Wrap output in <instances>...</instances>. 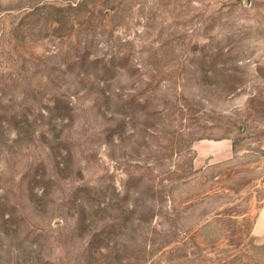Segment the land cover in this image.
<instances>
[{
  "label": "rangeland",
  "instance_id": "rangeland-1",
  "mask_svg": "<svg viewBox=\"0 0 264 264\" xmlns=\"http://www.w3.org/2000/svg\"><path fill=\"white\" fill-rule=\"evenodd\" d=\"M264 0H0V264H264Z\"/></svg>",
  "mask_w": 264,
  "mask_h": 264
},
{
  "label": "crops",
  "instance_id": "crops-1",
  "mask_svg": "<svg viewBox=\"0 0 264 264\" xmlns=\"http://www.w3.org/2000/svg\"><path fill=\"white\" fill-rule=\"evenodd\" d=\"M252 231L264 232V197L260 201V208L252 225Z\"/></svg>",
  "mask_w": 264,
  "mask_h": 264
}]
</instances>
